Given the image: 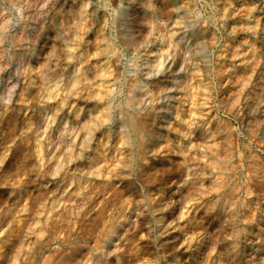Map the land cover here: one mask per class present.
I'll return each instance as SVG.
<instances>
[{"label": "clouds", "instance_id": "9594fccd", "mask_svg": "<svg viewBox=\"0 0 264 264\" xmlns=\"http://www.w3.org/2000/svg\"><path fill=\"white\" fill-rule=\"evenodd\" d=\"M0 264H264V0H0Z\"/></svg>", "mask_w": 264, "mask_h": 264}, {"label": "rangeland", "instance_id": "374dc122", "mask_svg": "<svg viewBox=\"0 0 264 264\" xmlns=\"http://www.w3.org/2000/svg\"><path fill=\"white\" fill-rule=\"evenodd\" d=\"M243 6H244L243 4H236V7H237V8H242ZM238 19H239V17L234 13V14H233V17H232V20H233L232 27H233V28L240 27V25L236 23V21H237ZM233 59H239V60L242 61V60H243V53H241L240 56L237 57V56H235V49H233ZM237 67H238L239 69H243V68H244V64L241 62V63H239V64L237 65ZM6 126H7V125H5V127H6ZM37 195H39L38 192H37ZM177 247H179L178 244H177Z\"/></svg>", "mask_w": 264, "mask_h": 264}, {"label": "bare ground", "instance_id": "6f19581e", "mask_svg": "<svg viewBox=\"0 0 264 264\" xmlns=\"http://www.w3.org/2000/svg\"><path fill=\"white\" fill-rule=\"evenodd\" d=\"M38 194H39V192H38Z\"/></svg>", "mask_w": 264, "mask_h": 264}]
</instances>
